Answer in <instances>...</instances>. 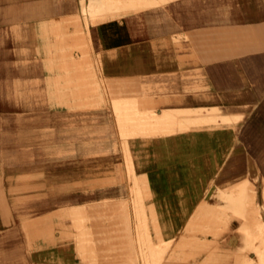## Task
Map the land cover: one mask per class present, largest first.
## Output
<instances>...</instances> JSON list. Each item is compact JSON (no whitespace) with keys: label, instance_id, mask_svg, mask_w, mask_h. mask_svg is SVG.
I'll list each match as a JSON object with an SVG mask.
<instances>
[{"label":"crops","instance_id":"0c3cea01","mask_svg":"<svg viewBox=\"0 0 264 264\" xmlns=\"http://www.w3.org/2000/svg\"><path fill=\"white\" fill-rule=\"evenodd\" d=\"M123 7L101 2L91 5L89 0L83 4L81 0H33L24 10L32 19L21 26L29 46L20 43L24 35L19 32L20 13L10 16L19 71H28L25 53L38 50V33H45L55 23L60 26L65 18L72 19L76 30L80 23L83 35L72 36L71 43H80L84 36L97 76L105 91L113 94V112L112 99L128 98L133 99V109L137 103L136 108L145 112L147 133L150 124L153 132L192 127L127 138L132 172L150 191L142 200L146 207L153 206L161 237L176 240L198 204L224 205L218 192L234 190L246 181L254 188V201L264 221V0H133L125 13ZM90 13L99 15L97 21L89 22ZM117 13L120 15L112 16ZM66 43L56 39L43 45L45 67L56 69L50 76L57 87V101L65 106L33 101L38 114L33 117L32 153L39 158L31 164L34 190L40 188L42 175L53 186L61 172H79L75 181L87 182L88 157L117 156L113 152L89 153L88 113L72 111L75 89L59 88L61 83L71 84L67 78L70 67L85 63L83 55L74 60L61 49ZM49 44L67 59L60 58L53 65ZM32 71L34 82L44 77L41 62L34 60ZM83 78L78 83L92 82ZM92 83L89 98L97 103L102 95L98 84ZM41 88L39 85L38 91ZM26 96L23 93L24 99ZM41 109L48 111L42 115ZM104 111L95 122L102 131L97 149L112 146L107 127L113 123ZM5 135L16 144L1 147L0 157L20 160L0 159V264H95L82 260L77 232L66 228L60 234L54 226L56 214L74 215L88 204L110 197L90 198L88 192L80 191L71 192L60 203L51 196H34L32 203L26 202L24 177L30 166L22 159L25 131L17 128L14 138ZM104 166L100 172H117L116 167L111 171ZM65 181L72 182V175ZM26 204L39 209L27 212ZM228 221L229 228L221 235L222 247L237 253L243 245V234L238 232L241 219ZM64 223L69 224V219ZM149 232L153 239L150 227ZM247 254L253 257L252 251Z\"/></svg>","mask_w":264,"mask_h":264},{"label":"rangeland","instance_id":"374dc122","mask_svg":"<svg viewBox=\"0 0 264 264\" xmlns=\"http://www.w3.org/2000/svg\"><path fill=\"white\" fill-rule=\"evenodd\" d=\"M41 1L43 2V0ZM83 2L84 0H81V4ZM89 2L91 5L101 2L103 5L125 6L121 8L122 13H125V9L129 10V7L133 5V0H89ZM32 4L33 0H0V148H7V144H16L15 141L6 140L8 135H2L9 134L10 138H14L13 135L17 128L24 129L25 156L22 159L26 165L30 166L26 167L24 177L25 187L23 190L26 202L32 203L34 196L41 198L51 196L56 197L57 203H60L65 201L64 198L71 192L74 195L80 191L88 192L90 198L110 197L99 202H92L83 208L82 212L79 211L74 215L56 214L57 221L54 226L60 234L63 235L64 229L69 228L81 237L82 245L79 248L84 255L82 258H85L82 260L87 262L95 264H151V262L154 264H264V221L259 217L258 207L254 201V188L247 181L237 185L234 190L218 192V196L225 201L224 205L215 207L204 203L198 204L184 221L176 240L171 237L168 239L161 237L160 223L153 206L146 207L142 200L149 196L150 191L146 188L144 181L137 179L132 172V154L127 138L135 134L166 133L192 127L185 126L173 131V128L169 131L161 128L159 131L153 132L150 124V132L147 133L145 112H140L136 108L137 103L133 109V99L128 98L112 99L113 112L110 102L113 94L105 91L101 78L97 76L93 56L84 36L80 43L76 45L71 43L72 36L83 35L80 23L76 30L71 18L62 19L60 21L62 27L55 26L57 23L54 22L55 25L53 23L51 29L50 27L45 28V33L37 34L36 41L38 43L35 45L38 46V50L25 53L27 58L25 63L29 67L28 71L21 73L19 71L20 59L15 53V43L10 28L12 24L10 16L16 12L20 13L19 32L24 34L20 43L29 46V38L21 26L32 19V17H28L31 14L24 11ZM15 6L18 8L16 9ZM117 15L120 14L112 16ZM81 16L84 24L83 14ZM98 16L97 13H90L89 22L97 21ZM57 31L62 32L61 35L56 34ZM56 39L67 42L61 49L69 52L74 60H80L82 55L85 57V63L67 70L69 75L67 78L70 79L71 84L63 86L61 83L59 88L75 89L77 100L71 106L72 111L88 113L89 153L113 152L117 156L88 157L87 182L75 181L77 177L79 178V172L72 174L61 172L57 174V184L54 183L53 186H49L48 180L44 181L42 175L40 188L34 190L31 164L39 158L32 153V130L35 122L33 117L34 114H38V109L34 108L33 101L46 102L49 106H65L57 101L56 84L51 80L50 75L56 73L55 67L50 69L45 67L47 56L43 48L44 41L48 40L51 43ZM49 46L53 65L60 58L67 57H60V49H54L51 44ZM34 60L37 64L41 62L42 72H44V77L42 76V79L36 82L32 78ZM49 76L50 79H48ZM82 76L85 80H92L98 84L102 95L101 101L92 103L94 101L89 98L92 96L89 87L93 83H78ZM24 80L28 82L23 83ZM75 82L77 83L75 84ZM39 85H42L41 91H38ZM34 88L37 90L36 92L33 91ZM23 93L28 94L26 99L22 97ZM47 111L46 109L40 110L42 115ZM102 111L105 112L109 120L112 119L113 123L107 127L112 138L110 141L112 146L109 149L108 147L104 149L95 147L102 143V140L98 139L102 138V131L95 123L101 117ZM222 121L225 122V120ZM9 147L11 148V146ZM15 147L12 146V148ZM0 159L6 162L20 160L18 157L7 156H1ZM43 159L45 160L47 157H41V160ZM103 166L104 169L111 171L116 167L114 170L117 172H100L103 170ZM70 175H72L73 181H65L69 179ZM82 185H85V188L81 189ZM114 185L121 186V188H113ZM113 197L121 199H113ZM38 209V206L33 204L25 205V211L30 213H34ZM231 217L241 219L238 232L243 234V238H241L243 245L237 249V253L226 252L222 247L224 238L221 235L229 228L228 220ZM66 218L69 219L67 225L64 223ZM149 227L153 230V239ZM208 235H210V239L206 238ZM75 238L74 236V240ZM249 251H252L253 257L248 258Z\"/></svg>","mask_w":264,"mask_h":264}]
</instances>
